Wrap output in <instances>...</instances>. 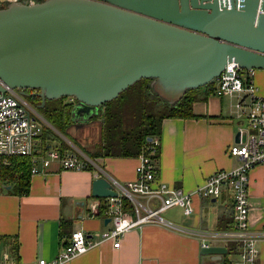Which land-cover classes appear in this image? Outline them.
<instances>
[{
	"label": "water",
	"instance_id": "1",
	"mask_svg": "<svg viewBox=\"0 0 264 264\" xmlns=\"http://www.w3.org/2000/svg\"><path fill=\"white\" fill-rule=\"evenodd\" d=\"M228 63L264 69V0H43L0 7V81L25 97L33 91L37 109L70 98L72 115L88 116L141 80H151L173 104L213 85ZM116 196L103 177L92 182V198ZM200 254L215 261L227 249L208 246Z\"/></svg>",
	"mask_w": 264,
	"mask_h": 264
},
{
	"label": "crops",
	"instance_id": "2",
	"mask_svg": "<svg viewBox=\"0 0 264 264\" xmlns=\"http://www.w3.org/2000/svg\"><path fill=\"white\" fill-rule=\"evenodd\" d=\"M253 77L258 95L264 97V70L253 72ZM206 92L205 88L194 92L198 100L192 110L197 119H166L162 122L159 157L155 161L157 183L191 192L214 173L238 167L239 161L229 155V149L236 144L239 131L247 128L245 117L236 113L235 97H217L214 92L209 95ZM98 115L99 111L88 116H72L66 131L67 138L77 149L88 155L101 141L102 120ZM33 148L38 153L36 167L41 173L30 175L27 195H16L8 179H2L0 160V264H28L39 259L53 261L68 243L72 232L82 231L90 236L105 231L109 225H104L106 201L91 197L97 172L92 167L63 171L56 163L43 171L40 159L46 158L52 149L48 147L41 152L37 140ZM94 160L120 184L136 179L138 157ZM248 192L250 224L264 227L263 210L256 218L251 205H264V166L249 172ZM92 201L99 206L104 204L103 215H99V207L95 213L89 211L88 204ZM218 201L222 205L216 207ZM232 202V194L224 190L218 199L194 198V212L189 217L178 208L165 211L161 217L193 230H229L232 228ZM129 213L126 212L128 218L132 217ZM208 246L226 248L227 254L213 261L215 258L200 254L199 239L149 223L125 235L117 249L112 243L104 242L65 264H240L237 243L210 242ZM234 249L235 252L228 253ZM257 264H264V253Z\"/></svg>",
	"mask_w": 264,
	"mask_h": 264
},
{
	"label": "built area",
	"instance_id": "3",
	"mask_svg": "<svg viewBox=\"0 0 264 264\" xmlns=\"http://www.w3.org/2000/svg\"><path fill=\"white\" fill-rule=\"evenodd\" d=\"M41 1L43 0H0V7L16 2L34 5ZM224 4L222 2V5ZM243 72L236 64L228 63L214 82V94L217 97H235L234 109L246 120L247 128L238 133L239 142L229 149V155L236 158L239 165L232 170L214 173L191 192H183L164 183H157L156 160L150 155H139L138 165L135 168L136 179L120 184L99 167L95 160L88 158L70 142L67 144L73 152L67 153L64 157H61L56 150H49L47 157L40 159L43 171L49 170L53 163L59 165L63 171H82L92 167L97 172L96 177L106 179L113 186L117 196L105 199L106 214L110 219L105 231L90 236H86L82 231H74L55 260L47 262L39 259L28 264H65L104 242L112 243L117 249L125 235L149 223L161 225L181 235L195 237L201 241L202 248L208 247L210 242L237 243L240 264H257L261 254L264 253V227H254L249 221L248 174L253 169L264 166V97L257 93V87L252 79L253 70L245 71L244 80H242ZM0 86L4 89V93L0 94L1 163L7 165L10 157H30L32 161L30 175H37L41 172L36 167L38 159L32 156L35 139L40 133L41 124L54 129L27 101L21 90L9 88L1 81ZM69 103L74 105L75 101L70 99ZM150 143H152L151 154H154L159 146V140L152 139ZM224 190L230 191L233 200L232 228L229 230H193L170 223L161 217L162 213L173 208L180 209L184 216L189 217L194 212V198L218 199ZM124 199L132 206V211L127 212L132 217L128 218L123 210ZM98 207L96 201L88 204L91 213L97 212Z\"/></svg>",
	"mask_w": 264,
	"mask_h": 264
},
{
	"label": "trees",
	"instance_id": "4",
	"mask_svg": "<svg viewBox=\"0 0 264 264\" xmlns=\"http://www.w3.org/2000/svg\"><path fill=\"white\" fill-rule=\"evenodd\" d=\"M205 89L207 90L206 95L213 94L214 84ZM127 90H133L135 96L125 99L124 91L115 100L98 109L97 117L102 120L101 141L94 146L91 155L80 149L91 160L102 157L136 158L141 154L150 155L153 160H158L159 146L154 154H151L150 139L160 140L162 122L166 119L198 118L192 110L193 104L198 100L194 95L195 90L187 91L179 101L173 104L165 102L154 91L151 87V80H141ZM27 92L33 93V91ZM26 99L36 109L40 105V99L33 95H28ZM69 100L70 98H61L46 101L45 106L38 112L54 129L41 124L40 133L35 139L40 145L41 152L48 150V147L56 150L61 157L73 152L71 147L58 135L59 133L67 138L66 131L72 123L73 104L69 103ZM157 104L161 106L160 109L157 108ZM151 107L156 109V113H147V109ZM67 139L72 142L69 138ZM37 154L34 150L32 156H38ZM8 162L7 165L1 164L2 179L4 181L8 179L16 195H27L30 188L31 158L15 156L8 158ZM89 168L91 167L87 169ZM98 200L106 201L105 199ZM123 210L132 211V206L126 199L123 200ZM104 213V204H100L99 215ZM232 252H235V249L228 250L229 254Z\"/></svg>",
	"mask_w": 264,
	"mask_h": 264
},
{
	"label": "rangeland",
	"instance_id": "5",
	"mask_svg": "<svg viewBox=\"0 0 264 264\" xmlns=\"http://www.w3.org/2000/svg\"><path fill=\"white\" fill-rule=\"evenodd\" d=\"M264 70V69H263ZM259 71H262V70H253V72L254 73H256V72H259ZM246 78V72L244 71L243 73H242V80H244ZM253 80H254V77L252 78ZM254 85H255V82H254ZM256 86V85H255ZM33 93H31V92H29V95H32ZM125 99H129V98H131V97H133V96H135V92H133V90L131 91V90H127V91H125ZM262 97V96H261ZM234 101V100H233ZM146 104H148V102L146 103ZM160 105H158L157 104V108L158 109H160ZM38 112H40V109H36ZM147 113H156V109L154 108V107H151V108H149V109H147ZM222 204H221V202L220 201H218V203H217V205H216V207H218V206H221ZM252 205V207H253V214H255L256 215V218H257V216H259L260 215V211L261 210H263V212L261 213V215H262V217H264V205L262 206L260 203H254V204H251Z\"/></svg>",
	"mask_w": 264,
	"mask_h": 264
},
{
	"label": "flooded vegetation",
	"instance_id": "6",
	"mask_svg": "<svg viewBox=\"0 0 264 264\" xmlns=\"http://www.w3.org/2000/svg\"><path fill=\"white\" fill-rule=\"evenodd\" d=\"M26 94H28V95H29V92H27V91H26Z\"/></svg>",
	"mask_w": 264,
	"mask_h": 264
}]
</instances>
